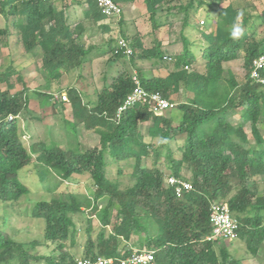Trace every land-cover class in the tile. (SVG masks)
<instances>
[{"label": "trees", "instance_id": "1", "mask_svg": "<svg viewBox=\"0 0 264 264\" xmlns=\"http://www.w3.org/2000/svg\"><path fill=\"white\" fill-rule=\"evenodd\" d=\"M57 1L66 0H0V13L5 18L13 17L12 24L25 50L39 52L41 70L51 80H57L63 72L82 68L91 50V46L86 47L81 41L82 26L69 24L65 14L68 5L60 8ZM85 1V15L105 17L93 0ZM144 2L153 19L156 7L165 0ZM203 4L204 0H186L178 6L183 13L180 30L183 46L173 57L172 67L168 69L161 60L158 63L163 75L137 72L138 82L144 89L158 92L170 101L174 93L185 96L173 109L162 114H154L146 104H137L116 116L118 107L135 86L128 72L120 73L98 91L92 105L83 102L76 87L67 88L66 100L54 101L49 92L36 91L45 105L52 101L58 104L59 112L65 109V101L69 102L73 119L65 117L63 124L73 141L62 146L39 140L27 148L22 141L25 131L20 128V115L29 111L28 89L24 86L15 93L0 89V202H15L29 192L18 173L32 159L61 182H71L73 175L85 174L94 187L91 196L68 192L33 204L32 216L43 224L42 237L56 244L57 254L32 253L37 242L26 245L15 240L5 231L4 214L0 220V264L40 261L73 264L77 258L96 256L111 258V264H120L119 259L129 256L134 247L153 250V264H240L224 243L215 247L218 240H232L206 239L211 232L210 204L223 200L238 221L235 240L242 241L251 256L261 251L264 259V190L260 192L255 182V177L264 175V137L256 127L260 120L264 122V81L250 77L252 60L264 53V35L255 39L253 33L257 26L264 25V9L253 15L231 5L218 8L211 20L212 26L199 31L198 51L204 59V71H189L197 59L192 52L197 43H191L186 32L195 12L191 11ZM238 16L239 25L236 24ZM6 33V28L0 29V34ZM137 45L141 47L139 39ZM132 47L131 60L134 58ZM109 50L115 58L124 55L116 42ZM239 50L247 70V79L241 83L231 73L224 78L222 67V63L237 58ZM146 55L162 59L161 42L156 41ZM12 72L11 67L0 71V82H6ZM259 78L264 80V68L259 70ZM233 109L239 111L240 120L236 124L228 120V111ZM77 122H82L88 131L90 140L85 148L77 138ZM245 122L251 123L254 141L248 147L244 144L249 139L242 129ZM142 123H150L148 136L151 140L158 138L157 147L142 137ZM174 143H180L176 152L172 149ZM162 147L166 149L169 176L187 182L181 178L182 169L191 172V188L182 190L179 197L175 193L176 184L163 181L159 159ZM149 155L154 161L148 165ZM109 163L130 169L125 178L129 184L121 188L122 180L108 178ZM118 174L126 175L121 170ZM46 189L52 190L48 186ZM83 206L92 213L84 219V229H79L74 218L75 214L82 213ZM79 230L83 232L81 243L77 240ZM79 250L81 254L77 257Z\"/></svg>", "mask_w": 264, "mask_h": 264}, {"label": "rangeland", "instance_id": "2", "mask_svg": "<svg viewBox=\"0 0 264 264\" xmlns=\"http://www.w3.org/2000/svg\"><path fill=\"white\" fill-rule=\"evenodd\" d=\"M80 2V3H78ZM180 2L185 3L186 0H165L163 4L156 7V11L150 18V10L144 0H136L131 6L124 7L120 17L95 18L84 14L87 8L85 0H66L57 1V6L60 8L67 4L65 14L68 17V22L71 26L80 24L83 29L81 41L84 46L90 47V53L85 59V64L82 68L77 67L68 72H63L57 80H51L46 73L41 70V56L39 52H28L23 46L20 34L16 26L12 24L13 17L5 18L0 13V29L6 28V34H0V71L11 67L14 72L10 74L8 80L0 82V89H8L10 93L19 92L25 86L29 95L28 108L29 111L20 115V128L25 131L22 137L24 145L28 148L32 142L44 140L47 143L55 142L62 146H68L73 141V136L67 135L63 119H73L70 114L69 102L65 101V109L59 112V105H54L52 102L49 105L43 103L42 97L36 94V91L49 92L53 95V100H66V90L69 87H76L80 92L82 100L88 105H92L96 99V93L105 85L111 83L112 79L117 77L122 72H128L130 75H137L138 71L146 75H163V68L158 62L172 67L173 57L181 52L182 41L180 38V30L182 28L183 13L179 11ZM231 5L241 12L250 14H258L264 9V0H204V4L196 10H192L194 15L191 17V26L187 28V37L191 43L196 44L192 52L197 59L189 67V71L194 70L203 72L204 59L200 56L201 41L200 30H207L211 27L212 18L216 17L217 9ZM205 21L204 25H199V20ZM240 16H238L239 25ZM207 25V26H206ZM253 32L255 39H260L264 35V25H259ZM118 37H123L128 40L129 44L134 45V58L122 55L115 58L109 47L116 42ZM139 39L141 47L137 45ZM156 41L162 44V59H154L147 57V51L154 45ZM112 42V43H111ZM138 46V47H136ZM199 48V49H198ZM40 50V49H38ZM169 57V58H167ZM243 53L238 51L237 58L234 60L222 63L224 78L229 77L231 73L235 80L239 83L247 79V70L243 63ZM238 89H235L237 92ZM185 96L181 93H174L171 99L175 104L181 102ZM36 116L45 120H38ZM239 111H228V120L236 124L240 118ZM79 133L78 140L85 148L89 140L88 131H86L82 122L78 123ZM150 123L140 124L141 135L145 141L152 143L155 147L158 146V138L151 140L148 136L147 128ZM256 127L259 135L264 137V122L260 120ZM243 131L247 136L246 147L248 144H253L251 136V123L245 122L242 126ZM176 144V145H175ZM180 143H174L172 149L176 152V146ZM264 146V143H263ZM162 154L160 166L163 172V181L166 184V178L169 176V170L165 165V147L161 148ZM179 153H176V157ZM146 163L149 165L154 161V157L149 155L146 158ZM112 162V160H110ZM164 163V164H162ZM122 164V163H121ZM125 172L126 175L120 176L118 171ZM129 168L117 163H109L107 176L111 181H121L119 186L123 188L129 182L125 178L129 173ZM48 169L32 159L31 163L21 169L18 173V178L25 184L29 192L22 195L17 201L12 203L0 202V220L4 214L7 217L6 228L11 236L18 242L28 245L31 241H36L37 245L32 249V253L38 255H48L56 253L55 243H50L42 237V222L32 216L33 204L38 200L50 199L73 192L77 194H85L91 196L94 191L91 179L88 175H73L71 182L60 181L57 176ZM121 177V178H120ZM124 179H123V178ZM191 172L182 169V177L190 180ZM120 178V179H119ZM256 186L259 191L264 190V175L255 177ZM125 182V183H124ZM52 190L46 189V187ZM101 202V199L99 200ZM221 202H226L223 200ZM101 205L104 204L100 203ZM82 213L75 214L74 221L79 229H84L86 216L92 213V210L82 207ZM93 224H97L92 216ZM92 224V225H93ZM82 230L78 231L77 240L83 242ZM224 243L229 254L237 259L240 264H264L262 258L263 253L258 251L255 256H251L245 249L242 241L238 239L231 242L218 240L215 244L221 245ZM134 247L132 251L138 250ZM141 249H146L141 247ZM140 249V250H141ZM80 250L77 257H80ZM32 264H46L44 261L32 262Z\"/></svg>", "mask_w": 264, "mask_h": 264}, {"label": "built area", "instance_id": "3", "mask_svg": "<svg viewBox=\"0 0 264 264\" xmlns=\"http://www.w3.org/2000/svg\"><path fill=\"white\" fill-rule=\"evenodd\" d=\"M100 12L106 17H120L123 6L115 0H93ZM205 21L199 20V24L203 25ZM117 47L122 53L129 57L132 54V49L125 38L118 37L116 39ZM169 58V57H167ZM264 68V53L259 54L251 62L250 77L255 78L256 81L263 82V79L259 78V70ZM135 82L134 88L127 94L124 102L118 107L116 116L126 109L137 104H146L154 114H162L168 110L173 109L177 104L175 102L167 100L158 92H152L144 89L138 82V78L132 76ZM169 184H176L175 193L176 196H180L182 190L190 189L191 185L186 181L176 180L173 177H168ZM209 222L211 226V232L206 236L207 240H215L225 238L233 240L237 238L238 221L233 217L228 209L227 203L212 202L210 204ZM154 252L150 249H138L127 256L124 259H119L120 264H153ZM111 258L103 256H96L90 258H77L73 264H111Z\"/></svg>", "mask_w": 264, "mask_h": 264}, {"label": "crops", "instance_id": "4", "mask_svg": "<svg viewBox=\"0 0 264 264\" xmlns=\"http://www.w3.org/2000/svg\"><path fill=\"white\" fill-rule=\"evenodd\" d=\"M134 1L136 0H131V1H127V0H120L119 3L123 6V9L124 7L126 6H131L134 4ZM122 14V13H121Z\"/></svg>", "mask_w": 264, "mask_h": 264}, {"label": "clouds", "instance_id": "5", "mask_svg": "<svg viewBox=\"0 0 264 264\" xmlns=\"http://www.w3.org/2000/svg\"><path fill=\"white\" fill-rule=\"evenodd\" d=\"M168 177H170V176H168ZM168 177H167V178H168ZM167 178H166V184H168ZM187 182L191 185V183H190L189 181H187ZM185 190H189V189H184V191H185ZM211 203H212V202H211ZM218 203H226V202H218ZM209 209H210V207H209ZM233 240H235V239H233Z\"/></svg>", "mask_w": 264, "mask_h": 264}]
</instances>
